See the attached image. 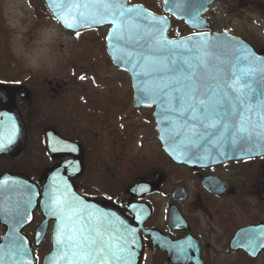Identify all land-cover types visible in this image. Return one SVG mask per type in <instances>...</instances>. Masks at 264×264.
<instances>
[{
  "label": "flooded vegetation",
  "instance_id": "flooded-vegetation-1",
  "mask_svg": "<svg viewBox=\"0 0 264 264\" xmlns=\"http://www.w3.org/2000/svg\"><path fill=\"white\" fill-rule=\"evenodd\" d=\"M42 3L48 18L49 11ZM106 30L108 33L109 29ZM194 33L192 30L190 34ZM0 84L12 89L27 132L26 146L20 155L0 156V180L7 174H20L40 185L47 170L73 161L74 157L61 156L64 155L61 151L58 158L51 154L48 135L55 134L82 150L81 158L80 151L75 153L81 159L83 172L76 178L70 177L77 193L88 200L115 205L130 222L143 246L140 264H264V246H261L264 245V157L203 167L179 165L164 151L154 109L137 108L133 95L134 109L150 114L147 120L150 140L147 154L138 155L133 147L140 141V135L136 134L134 139L124 135L121 145L124 170L118 171L116 162L106 161L108 165L100 162L106 157L104 152L98 153L94 145L83 141L78 119V123L66 120L62 101L64 84L47 79L14 78ZM109 115L105 108L97 113L100 123L97 130L110 127ZM38 137L43 139L39 162L44 168L38 179H33L27 173L39 162L27 154V148L31 143L38 145ZM89 171L92 178L87 176ZM117 175H122L124 180L114 183ZM16 205L12 194L0 195V244L7 235L8 222L21 224L23 228L17 236L20 244L29 245L35 263L43 264L51 251L55 222H49L38 206L30 209ZM21 219L23 223H17ZM11 245L17 246V240ZM177 245L183 246L186 253Z\"/></svg>",
  "mask_w": 264,
  "mask_h": 264
},
{
  "label": "snow or ice",
  "instance_id": "snow-or-ice-1",
  "mask_svg": "<svg viewBox=\"0 0 264 264\" xmlns=\"http://www.w3.org/2000/svg\"><path fill=\"white\" fill-rule=\"evenodd\" d=\"M50 3L55 9L54 15L67 29L78 30L106 20L114 25H122L115 31L114 38H110L115 42L109 46L120 52L116 59L125 64L133 61L132 54L127 50L129 44H141L144 35L140 28L141 20L166 23L150 15H134L142 9L124 7L121 0H50ZM121 17L126 19L121 20ZM198 17L197 11L192 21L201 23ZM162 31L156 29V32ZM76 35L79 36V31H76ZM198 35L201 38L196 41H169L153 36L151 45H146L148 51L140 54L133 68H139L136 75L159 78L160 83L148 89L143 86L145 81H141L140 91L162 106L166 114L161 123L167 121L174 129H187L179 149L174 146V150H179L185 159L215 160L211 150L214 148L218 156H227L229 153L224 151L225 146L232 151L238 149L246 152L249 156L261 154L264 134L258 129H264V91L253 87L252 74L255 65H264V59L238 41L228 39L222 45L219 37L210 40L205 33ZM228 45L232 46L231 58L221 60L215 53ZM153 48L169 55L155 56ZM209 58L217 62V75L214 77L217 83L208 85L205 90L207 100L199 99L195 94L193 77L198 68L208 67ZM0 115L8 116L6 113ZM8 120L11 122V117ZM15 135L14 122L6 131H0V151L14 142ZM179 135L176 132L171 138L175 141ZM53 179L56 180L55 177ZM61 183L62 190L54 184L50 192H45L50 201L51 215L58 220L52 264H61V261L63 264H115L117 261L131 264L134 256L131 245L135 240L114 234L110 221L113 214L69 193V186L62 178ZM17 223H23V220ZM249 246L254 247L252 244ZM176 247L186 253L183 246ZM16 253L21 259L29 255L22 243L16 246Z\"/></svg>",
  "mask_w": 264,
  "mask_h": 264
},
{
  "label": "rangeland",
  "instance_id": "rangeland-1",
  "mask_svg": "<svg viewBox=\"0 0 264 264\" xmlns=\"http://www.w3.org/2000/svg\"><path fill=\"white\" fill-rule=\"evenodd\" d=\"M130 4H141L163 14L160 0H130ZM46 15L41 0H0V82L13 78L47 79L64 84L66 120L80 121L83 141L107 157L100 162H116L117 170H124V135L131 139L139 134L140 141L134 144L133 151L147 154L149 112L134 109L130 78L119 72L107 55L106 29L87 30L77 37L63 30L49 13L48 18ZM207 17L212 30L227 29L263 54L264 0L220 1ZM190 33L192 30L184 23L173 20L171 37ZM102 108L110 113V127L97 130L100 123L96 117ZM37 141L40 146L31 143L27 154L39 162L43 139L38 137ZM40 163H34L32 172L27 173L30 178L38 179L44 168ZM87 176L92 178L93 173L89 171ZM122 179L117 175L113 182Z\"/></svg>",
  "mask_w": 264,
  "mask_h": 264
},
{
  "label": "water",
  "instance_id": "water-1",
  "mask_svg": "<svg viewBox=\"0 0 264 264\" xmlns=\"http://www.w3.org/2000/svg\"><path fill=\"white\" fill-rule=\"evenodd\" d=\"M42 1L46 5V8L48 9L52 17L68 32L76 34V31H79L80 33L87 30L109 28L106 37L107 53L113 65L119 71L126 73L130 77L134 92L135 106L137 108L154 109V118L156 120V128L159 134V139L163 145L164 151L175 163L179 165L203 167L214 164H222L230 161L264 157V150H261V154L259 155L252 154L251 156H249L246 152L239 151L238 149L236 151H232L227 146H225L224 151L229 153L227 156H218L214 148L211 150L212 155L216 157L215 160H212L211 158L203 161H198L195 158L191 160L185 159L184 156L180 154L179 150H174V146L179 149L180 142L184 140V133L187 131V129H174L173 126L168 124L167 121L161 123L163 116L166 114L163 112L162 106L159 103L148 99L147 93H142L140 91L139 86L141 85V81H145L143 85L144 87L148 89H153L156 87V85L160 83L159 78L153 79L151 77L138 76L135 73L139 71V68H133V63L140 58V54L146 53L148 51L146 45H151L153 36L169 41H182L186 39L196 41L201 38L198 35L199 33H205L208 35L210 40H215L217 37H219L220 43L222 45L225 44L228 39L238 41L239 44L244 45L250 51L254 52L256 56L260 57L261 59H264V54H259L251 44L241 38L231 35V33L227 29H224L221 32L211 31V25L205 15L208 13L210 7H212L219 0H160L164 15H157L152 11L148 10L143 5H130V0H121V3L124 7L142 9L141 12L134 14L136 16L143 17L150 15L152 17H155V20L157 21H166V23L164 24H155L154 21L141 20L140 28L142 29L144 35L141 40V44H129L127 50L132 54L133 61L127 64L119 62L116 59V56L120 55V52L116 51L114 48L109 46L111 43L115 42L114 39L110 38H114L115 31L118 27H122V25H114L106 20L103 23L81 27L78 30L67 29L54 15L55 9L50 3V0ZM197 11L199 12L198 19L199 21H201V23H196L192 21V16L195 15ZM171 17L178 22H184L190 29L195 30L197 33L183 38L171 39L169 37V33L172 27ZM120 19L124 20L126 18L121 17ZM133 25H135V22H133ZM157 28H160L163 31L156 32ZM231 47V45H228L227 47H222L221 49H218L215 54L218 55L221 60L230 59ZM133 49H135L134 52ZM153 54L155 56L169 55L167 52H160L157 51L155 48H153ZM216 63L217 62L214 59L209 58L208 67L206 69L198 68L196 70L193 79L196 85L195 94L197 98L207 100V96L204 95L205 90L207 89L208 85L217 83V80L214 79V77L217 75ZM252 79L253 87L256 88L258 91H264V65L254 66ZM3 113L8 114V116L0 115V131H6L11 126V122H14L16 127V135L14 142L10 146H8L4 151H0V156H18L24 151L26 146V127L17 108L15 95L12 89L0 84V114ZM8 117H11V122L8 120ZM253 119H255V116L253 117ZM258 131H261L262 134H264V129H258ZM176 132H179L180 135L176 136V139L174 141L171 137L174 136ZM48 139L50 143V152L55 158H58L60 156L57 154L61 151L64 153V155L61 156L74 157V160L66 163L64 166L56 165L47 170L42 177L40 185H37L36 183L28 179L26 176L20 174H7L0 180V195L3 193L7 195L12 194L13 197H15L17 203L16 208L28 207L30 209H34L38 206L43 211V214L49 222H55V227L52 236L51 251L46 256L43 264H52L51 257L53 256L56 250L55 235L56 228L58 226V220L56 219V217L51 215L49 208L50 201L48 197L45 196V192H50L54 184L58 185L62 190L63 184L61 183V178L62 181L69 186V193H74L80 196L81 198L86 200L89 205H94L97 209L113 214L110 217L111 229L116 235L125 236L129 240H135V243L131 245V250L134 253V256L131 259V264H140L143 246L136 232L129 231L133 230V228L131 227L130 222L125 218L124 213L119 210V208H117L115 205H112L110 203H101L88 200L77 193L74 183L72 182L70 177L76 178L83 172L81 159L79 160L75 153V151H80L81 158V148L58 139L55 134H49ZM53 149L56 150L54 151ZM54 177L56 178L55 181L53 179ZM43 182L45 183L43 184ZM11 215H14V213H11ZM121 221H123V224H121ZM6 225L8 228V232L7 235L4 237L3 242L0 244V262H2V264H36L33 249L29 245H23L24 248L28 249L29 255L22 259L17 256L16 246L11 245L12 241L14 242L15 240H17V245L20 244V239L17 236L20 235L23 225H14L13 223L9 222ZM15 236L17 238H14ZM61 264H63L62 261ZM115 264H123V261H117L115 262Z\"/></svg>",
  "mask_w": 264,
  "mask_h": 264
}]
</instances>
